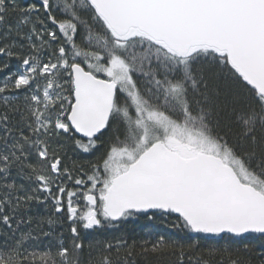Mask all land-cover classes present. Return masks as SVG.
Here are the masks:
<instances>
[{
	"label": "snow or ice",
	"instance_id": "snow-or-ice-1",
	"mask_svg": "<svg viewBox=\"0 0 264 264\" xmlns=\"http://www.w3.org/2000/svg\"><path fill=\"white\" fill-rule=\"evenodd\" d=\"M150 257L264 264V0H0V264Z\"/></svg>",
	"mask_w": 264,
	"mask_h": 264
},
{
	"label": "trees",
	"instance_id": "trees-1",
	"mask_svg": "<svg viewBox=\"0 0 264 264\" xmlns=\"http://www.w3.org/2000/svg\"><path fill=\"white\" fill-rule=\"evenodd\" d=\"M18 2L23 3L25 0H18ZM71 154V153H70ZM81 159H90L92 158L88 154H84L80 157ZM135 224H138L139 227H135V225L132 226V230L136 233V237L139 238H148V227L151 226V222H145V221H136ZM118 234V233H116ZM137 264H144V261L142 259H138ZM149 264H156L155 258L150 257L149 258Z\"/></svg>",
	"mask_w": 264,
	"mask_h": 264
}]
</instances>
